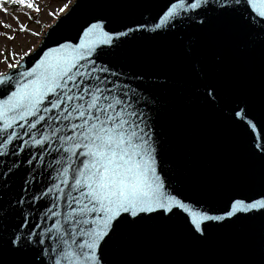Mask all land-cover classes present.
Segmentation results:
<instances>
[{
  "label": "water",
  "instance_id": "95a60500",
  "mask_svg": "<svg viewBox=\"0 0 264 264\" xmlns=\"http://www.w3.org/2000/svg\"><path fill=\"white\" fill-rule=\"evenodd\" d=\"M175 2L71 0L36 46L0 76L11 82L47 49L74 46L91 23L99 21L110 35L125 32L97 45L88 59L109 69L98 73L106 87L127 90L133 110L145 114L141 119L145 133L151 129L161 192L193 211L221 215L232 200L264 198V18L252 13L246 0H207L151 28ZM8 82H0V90ZM42 126L53 125H36ZM14 128L20 138L0 151V264L20 259L10 244L17 236L28 245L21 252L32 264H55V249L63 250L58 242L76 243L51 229L59 224L72 235L76 231L63 218L77 207L68 200L71 185L57 183L61 165L54 161L64 153L52 137L51 145L21 147L29 129ZM5 139L0 136V142ZM139 215L131 228L122 224L119 241L98 248L103 264H264V209L203 221L199 240L180 209Z\"/></svg>",
  "mask_w": 264,
  "mask_h": 264
},
{
  "label": "snow or ice",
  "instance_id": "6c2138e0",
  "mask_svg": "<svg viewBox=\"0 0 264 264\" xmlns=\"http://www.w3.org/2000/svg\"><path fill=\"white\" fill-rule=\"evenodd\" d=\"M206 2L191 0L185 4L183 0H176L166 7L159 22L151 28L158 29L161 23H169L170 18L179 15V9L187 12ZM246 2L252 13L264 18V0ZM20 3L38 10L30 0L27 3L20 0ZM124 35L123 31L110 35L97 21L84 28L79 43L74 46L64 43L47 49L32 67L17 73L11 82L7 76H0V82H8L7 87L0 90V136H6L0 142V151L5 150L14 137L20 138L16 126L29 129L27 141L21 147H35L44 142L51 145L52 137L59 141L56 146L64 153L54 161L61 165L57 183L71 185L68 200L77 207L70 208L63 218L76 231L72 235L68 227L61 229L59 224H52L51 229L71 237L76 243L70 246L68 239L60 240L58 243L63 245V250L55 249V264H103L104 258L98 254V248L119 241L122 224L131 228L141 213L168 215L180 209L189 218L194 239L199 240L203 238V221H221L239 212L264 209V198L235 199L221 215H208L193 211L174 196L161 192L160 177L154 168V147L149 137L151 129L145 133V121L141 119L145 114L133 110V104L125 99L130 95L127 90L121 93L119 89L106 87L108 81L98 73H109V69L88 59L97 45H106L113 36ZM7 38L12 39L11 36ZM50 109L58 114L50 115ZM236 115L239 117L242 113L236 112ZM29 117L31 121L17 124ZM41 121L53 126L36 127ZM56 122H62L63 127H54ZM73 192L79 199L72 195ZM32 239L29 235L28 240ZM10 244L14 255L20 253L16 264H32L21 252L28 246L23 243V237L17 236Z\"/></svg>",
  "mask_w": 264,
  "mask_h": 264
},
{
  "label": "rangeland",
  "instance_id": "374dc122",
  "mask_svg": "<svg viewBox=\"0 0 264 264\" xmlns=\"http://www.w3.org/2000/svg\"><path fill=\"white\" fill-rule=\"evenodd\" d=\"M30 0L38 10L29 12L20 4L16 10L0 6V74L31 51L39 42L43 31L67 7L71 0ZM29 0H25V3ZM21 27L24 28L21 31ZM11 36L12 39L7 37ZM11 53V55H9Z\"/></svg>",
  "mask_w": 264,
  "mask_h": 264
},
{
  "label": "trees",
  "instance_id": "16d2710c",
  "mask_svg": "<svg viewBox=\"0 0 264 264\" xmlns=\"http://www.w3.org/2000/svg\"><path fill=\"white\" fill-rule=\"evenodd\" d=\"M69 0H64L63 2L67 3ZM20 0H0V6L3 7L5 10H16L20 6ZM29 12L33 13L32 10L27 8Z\"/></svg>",
  "mask_w": 264,
  "mask_h": 264
}]
</instances>
